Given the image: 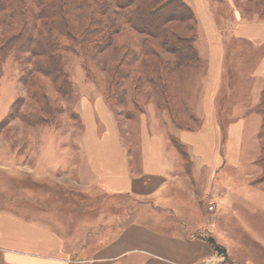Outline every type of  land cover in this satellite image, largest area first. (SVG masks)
Returning a JSON list of instances; mask_svg holds the SVG:
<instances>
[{
  "label": "rangeland",
  "instance_id": "374dc122",
  "mask_svg": "<svg viewBox=\"0 0 264 264\" xmlns=\"http://www.w3.org/2000/svg\"><path fill=\"white\" fill-rule=\"evenodd\" d=\"M148 1L120 7L114 0H0V213L49 227L65 239L67 249L85 250L82 259L121 227L151 225L159 218L162 212L153 202L106 194L75 169L88 168L79 102L99 95L133 158L139 119L146 118L150 130L167 139L177 175L184 177L183 187L170 192L179 204L170 218L187 216L190 227L225 248L227 258L218 256L220 263L264 264V138L256 109L261 92L252 106V81L244 78L261 52L230 56L237 78L227 79L225 73L218 98L226 90V105L220 107L217 97L214 103L220 158L232 113L237 105L245 108L237 164L230 168L220 161L207 188L203 172L191 186L188 178L196 167L176 134L201 127L204 50L197 44L195 17L176 6L177 14L166 21L170 7L152 8L157 17L148 19L147 31L142 23L136 25ZM205 1L221 36L223 27L231 31L235 14L242 21H264V0ZM158 21L160 27L152 28ZM47 40L59 48L58 79L46 72L52 64L41 54ZM221 198L226 205L232 202L236 215L222 210ZM167 214L163 220L170 219ZM0 264H5L2 253Z\"/></svg>",
  "mask_w": 264,
  "mask_h": 264
},
{
  "label": "crops",
  "instance_id": "0c3cea01",
  "mask_svg": "<svg viewBox=\"0 0 264 264\" xmlns=\"http://www.w3.org/2000/svg\"><path fill=\"white\" fill-rule=\"evenodd\" d=\"M184 1L193 11L199 29L197 44L203 46L206 72L201 127L197 131L181 130L176 137L196 167L191 169L192 176L188 175L190 185H193L192 179L199 180L203 172L207 188L220 161L232 168L242 151L245 108L237 105L233 111V120L224 133L220 158L221 134L215 122L214 103L222 90L225 73L227 79L237 78L230 56L238 53L245 57L259 51L249 75L244 77L252 81L250 91L252 106H255L264 86V21H242L235 14L236 22L231 31L225 26L221 36L205 0ZM221 92L218 101L220 107H224L222 100L229 94L226 90ZM78 108L83 123L81 148L88 168L75 169L79 174L82 169L86 183L98 186L106 194L153 202L162 216L151 225L137 222L121 227L113 239L96 249L91 257L82 259L80 255L85 250L67 249L65 239L49 227L0 213V253L5 264H223L208 238L198 228L189 226L187 216L183 220L170 218L177 212L173 206L179 205L176 198L170 197V192L178 190L180 185L183 187L184 177L177 175L176 157L167 139L150 130L146 118L139 119L137 159L133 158L132 148L123 145L116 118L102 96L98 95L93 101L84 97ZM224 200L220 199L222 210L236 215L232 202L228 200L226 205ZM164 213H169V220L162 219ZM231 261L230 264H238Z\"/></svg>",
  "mask_w": 264,
  "mask_h": 264
},
{
  "label": "trees",
  "instance_id": "16d2710c",
  "mask_svg": "<svg viewBox=\"0 0 264 264\" xmlns=\"http://www.w3.org/2000/svg\"><path fill=\"white\" fill-rule=\"evenodd\" d=\"M136 0H114L115 4L117 6L120 7H125V6H129L132 3H134ZM146 10L143 14L140 15V17L136 18L137 24L142 23V25H144L145 30L147 31L149 28V22L148 21L149 18H156L157 17V11L156 10V6H160L161 8L164 7H170L166 12H165V16L163 18V21H166V19L171 15L173 16L176 12V9H173L172 7L176 6L178 8V10L180 12H184L185 14H189L191 16V18L193 17L194 19V13L191 10V8L183 1V0H152V1H148L146 2ZM152 8H155V10H151ZM177 14V13H176ZM160 18V17H158ZM162 20V19H161ZM158 23V24H157ZM156 23L157 26H153L152 28H159L160 27V23L161 21H158ZM148 24V25H147ZM150 29V28H149ZM44 44L46 45V49H44L46 52L41 53L44 56H47L49 61L52 63L50 64V68L48 69V71L46 70V72H49L48 74L50 75V77H53V79H58L59 76H61V71H60V66L57 60V57H59L58 52H59V48L57 47L56 43H54L51 40H47V42H44ZM38 50H40V46L37 47ZM189 47L185 46V50H187ZM49 65V64H48ZM66 87H68V84L66 82L65 84ZM257 111L259 112V114L261 115V128H260V133L259 136L264 138V90L261 91V100L259 102V104H257L256 106Z\"/></svg>",
  "mask_w": 264,
  "mask_h": 264
},
{
  "label": "water",
  "instance_id": "95a60500",
  "mask_svg": "<svg viewBox=\"0 0 264 264\" xmlns=\"http://www.w3.org/2000/svg\"><path fill=\"white\" fill-rule=\"evenodd\" d=\"M207 241L211 244V246L213 247V250L216 252L218 256L227 258V252L225 248L217 245L212 237H209Z\"/></svg>",
  "mask_w": 264,
  "mask_h": 264
}]
</instances>
